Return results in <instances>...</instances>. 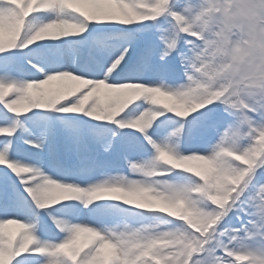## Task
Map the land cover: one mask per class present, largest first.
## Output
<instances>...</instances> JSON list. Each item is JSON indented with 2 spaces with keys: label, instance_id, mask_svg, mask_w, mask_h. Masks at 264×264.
Listing matches in <instances>:
<instances>
[{
  "label": "snow or ice",
  "instance_id": "1",
  "mask_svg": "<svg viewBox=\"0 0 264 264\" xmlns=\"http://www.w3.org/2000/svg\"><path fill=\"white\" fill-rule=\"evenodd\" d=\"M0 264H264V0H0Z\"/></svg>",
  "mask_w": 264,
  "mask_h": 264
}]
</instances>
